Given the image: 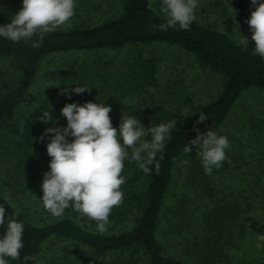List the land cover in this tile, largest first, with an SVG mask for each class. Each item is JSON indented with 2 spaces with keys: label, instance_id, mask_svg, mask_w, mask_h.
<instances>
[{
  "label": "trees",
  "instance_id": "obj_1",
  "mask_svg": "<svg viewBox=\"0 0 264 264\" xmlns=\"http://www.w3.org/2000/svg\"><path fill=\"white\" fill-rule=\"evenodd\" d=\"M149 4L150 0H121L116 16L96 25L57 29L44 35L40 47H33V42L38 41L39 36L19 43L0 37V57L13 61V71L4 80V90L0 94V205L5 208V219L15 215L16 220L24 225V247L20 258H7L9 264H38L40 259V264H70L68 255L76 251L89 260L87 264H264V241L257 240L259 235H264V196L261 199V215L255 210L252 214L248 209L245 211L246 221L242 229L249 235V247L241 255L242 259H236L230 253L232 247L235 248V235L231 239L216 238L217 232L214 233L215 228L211 226L214 222L213 210L202 218L206 225L201 223L196 230L194 202H189L184 217L176 211L181 209L177 208L178 202L175 205L176 201L166 203L176 166L187 154L185 145L194 147L189 143L197 136L194 129L200 133L214 131L244 90H264V58L253 54L255 45L251 31L247 46L236 43L228 34L195 19L188 30L177 25L162 31L159 26L166 23V17L150 11ZM239 6L246 20L250 19L256 7L251 0H239ZM11 19L0 15V26L10 23ZM155 42L174 44L193 54L202 65L220 74L223 82L212 101L184 119L173 118L177 122L176 127L171 132V138L165 140L164 151L157 153L148 174L141 170L138 162L124 161L122 175L126 183L121 188L124 200L119 207L112 209L109 222L131 221L132 225L127 230L101 233L95 221L75 215V211L73 216L51 218L53 215L46 216L44 213L40 220L32 219V214L39 215L42 211L39 206H43L40 199L43 192L38 189H42L43 178H40L37 167L45 159L52 135H45V130L67 125L63 119L55 120L56 124L42 122L34 115V110L28 108L27 93L42 59L51 54ZM126 62L132 64L129 67L132 72H125L121 76L118 74L120 68L108 70L107 66H95L91 60L93 72L83 70V87L90 90L77 94L74 89L67 88L56 106L62 104L63 108L66 104H78L77 101L80 102L78 105L96 102L107 106L114 99L112 95L103 93L104 88L109 91L112 85L113 90L118 91L126 84L128 91L139 93L154 85L156 64L152 59L139 55L134 56L133 62ZM117 74L118 81L113 82ZM124 75L129 76L123 79ZM68 93H72L69 100ZM74 98L76 102H73ZM200 115L207 119L198 123ZM111 122L118 129L121 120L111 118ZM67 139L71 142L73 138ZM43 153H46L45 156ZM157 162L160 165L158 172L155 168ZM185 162L186 188L191 187L186 192L191 193L195 190V168L202 164V158H189ZM139 181H142V188ZM235 209L237 214L240 209L237 205ZM235 215L231 216V220ZM52 242L54 245L66 243L76 248L70 250L63 246L60 247L62 249L47 250L45 245ZM257 243L261 247L257 248ZM101 260L102 263H99ZM78 263L76 259L74 264Z\"/></svg>",
  "mask_w": 264,
  "mask_h": 264
},
{
  "label": "rangeland",
  "instance_id": "obj_2",
  "mask_svg": "<svg viewBox=\"0 0 264 264\" xmlns=\"http://www.w3.org/2000/svg\"><path fill=\"white\" fill-rule=\"evenodd\" d=\"M75 2V15L70 23L58 29L99 24L118 14L121 0H75ZM150 4L155 6L156 13L163 14L159 12L158 0H150ZM198 5L195 9L196 21L209 24L228 34L238 44H241L242 36L248 38L250 28L239 6V0H198ZM21 8L22 0H0V15L5 17L12 18ZM139 55L155 62L154 85L139 93L128 91L126 84H123L118 91H114L112 85L109 91L104 88L103 93H106V96L112 95L114 99L107 105L112 108L109 114L111 118L121 120L122 112L132 114L145 128L173 122V118L184 119L205 103L212 101L222 86L223 78L220 74L202 65L193 54L174 44L160 42L129 44L103 50L45 56L27 93L28 108H32L34 115L38 117L43 115V111L50 110L54 120L63 119L65 120L63 122H67L61 115L62 104L56 106V103L62 99L65 89L84 86L83 70H88L90 73L94 70L93 67V70L91 69V60L94 65L107 66L108 70L120 68L118 74L122 76L125 72H132L129 68L132 64L126 60L133 62L134 56ZM12 67L11 59L0 57V94L4 90L2 89L4 80L13 71ZM118 74L113 82L118 81ZM125 76L123 79L129 75ZM130 81L135 82L134 79ZM64 83L65 85H62ZM67 100H69L68 95ZM76 100L74 98L73 102ZM214 132L229 140L230 147L225 150L227 159L222 162L221 167H214L215 171L212 170L210 175L205 173L202 164H198L195 168V190L191 193L186 192L191 187L186 188L188 185L185 178L187 175H184L187 168L185 159L201 158L197 155L198 146L192 147V151L176 166L174 181L169 188L166 203L176 201L175 205L178 202L177 208L181 209L176 211L179 216L184 217L189 202H194L196 230L201 223L203 226L206 225L202 218L213 210L214 222L211 226L215 228L214 233L217 232L216 238L231 239L232 235H235V248L231 246L230 253L236 259H242L241 255L246 247H249L247 241L249 235H246V231L242 229L246 221L245 211L248 209L252 214L255 210L261 215V199L264 196V90L259 88L244 90ZM45 154L43 153V156ZM50 160L51 157L46 154L44 161L37 167L40 178L44 179V173L50 171ZM139 185L142 188V181H139ZM181 195H184V198H181ZM235 205L240 209L237 214ZM39 207L42 210L41 215L32 214V219L40 220L44 213L46 216L51 215L43 206ZM72 213L73 210L69 207L63 215L69 216ZM75 215L80 214L76 212ZM233 215L235 218L231 220ZM237 215L239 217H236ZM54 217L56 216L51 218ZM131 225V221L119 223L117 220H112L107 225L106 232L127 230ZM6 230L7 219L4 225H0V238H3ZM214 242L217 243L216 240ZM63 246L70 250L76 248L66 243L54 245L53 242L45 245V248L53 250L62 249L60 247ZM68 258L71 259L70 264H74L76 259L79 261L78 264L89 263L85 256H80L79 251L70 253ZM40 262L41 259L38 264ZM98 262L102 263V260Z\"/></svg>",
  "mask_w": 264,
  "mask_h": 264
},
{
  "label": "clouds",
  "instance_id": "obj_3",
  "mask_svg": "<svg viewBox=\"0 0 264 264\" xmlns=\"http://www.w3.org/2000/svg\"><path fill=\"white\" fill-rule=\"evenodd\" d=\"M255 10L246 21L252 32L254 53L264 58V0H251ZM198 0H158L159 12L166 17V23L159 27L166 31L170 27L188 30L195 19ZM75 0H22V8L12 17L10 23L0 26V37L12 42L30 41L33 47H40L45 34L68 25L75 15ZM150 11L156 10L152 4ZM240 43L247 46L248 38L242 36ZM84 87H75L77 94H82ZM67 92V89H65ZM70 98L71 93H68ZM110 106L93 102L83 105L66 104L61 114L67 120L66 127H50L45 135L52 134L47 144V154L51 157L50 171L44 173L42 182L43 207L51 215L60 217L69 207L82 216L97 223L98 231H107L109 216L114 207H119L124 200L122 185L126 178L122 175L124 161L138 162L141 170L148 174L150 166L156 160L157 153L165 149V140L171 138L176 127L175 121L145 128L140 120L125 112L121 113L119 128L113 127L109 113ZM42 122H52L49 111H43ZM207 118L199 116L203 122ZM189 143L197 147V155L202 158L205 173L210 175L213 168L222 166L227 159L226 149L230 147L225 136H218L213 130L200 133ZM72 137L71 142L67 139ZM150 137V139H148ZM43 136L41 140H43ZM122 140V142H121ZM185 153L192 148L185 145ZM163 159V156L160 157ZM157 172L159 163H155ZM5 224V208L0 205V225ZM24 225L13 215L7 219V230L0 238V264H9L7 258L17 260L23 249ZM264 241V235L257 237ZM257 248L261 244L257 243Z\"/></svg>",
  "mask_w": 264,
  "mask_h": 264
}]
</instances>
